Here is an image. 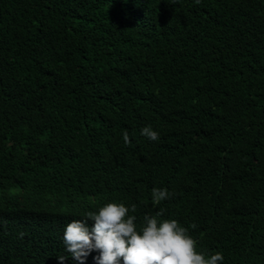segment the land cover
I'll return each instance as SVG.
<instances>
[{
	"label": "trees",
	"instance_id": "trees-1",
	"mask_svg": "<svg viewBox=\"0 0 264 264\" xmlns=\"http://www.w3.org/2000/svg\"><path fill=\"white\" fill-rule=\"evenodd\" d=\"M108 202L264 264V0H0V264Z\"/></svg>",
	"mask_w": 264,
	"mask_h": 264
},
{
	"label": "clouds",
	"instance_id": "clouds-1",
	"mask_svg": "<svg viewBox=\"0 0 264 264\" xmlns=\"http://www.w3.org/2000/svg\"><path fill=\"white\" fill-rule=\"evenodd\" d=\"M201 0H194L200 4ZM141 135L151 141L160 138L151 125L141 129ZM125 144H130L127 130L123 132ZM176 193L168 188L151 190L153 205L172 199ZM137 205L108 202L97 211H88L82 219H73L64 229L65 251L78 264H85L93 252L95 264H222L224 256L209 242L193 237L190 229L195 223L182 225L177 219L164 218L166 209L145 214L138 219ZM89 223L92 224L89 226ZM23 237L24 233L19 234ZM66 256H58L63 262Z\"/></svg>",
	"mask_w": 264,
	"mask_h": 264
}]
</instances>
